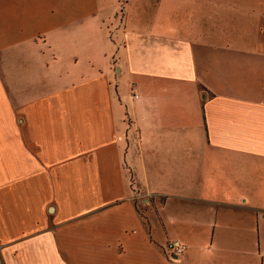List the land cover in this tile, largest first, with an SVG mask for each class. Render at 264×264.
<instances>
[{"label": "crops", "instance_id": "obj_1", "mask_svg": "<svg viewBox=\"0 0 264 264\" xmlns=\"http://www.w3.org/2000/svg\"><path fill=\"white\" fill-rule=\"evenodd\" d=\"M263 2L0 0V264H264Z\"/></svg>", "mask_w": 264, "mask_h": 264}, {"label": "built area", "instance_id": "obj_2", "mask_svg": "<svg viewBox=\"0 0 264 264\" xmlns=\"http://www.w3.org/2000/svg\"><path fill=\"white\" fill-rule=\"evenodd\" d=\"M133 97H138V94H134ZM166 250L171 258H174L172 255L178 257L180 254H182L185 250V246L182 242H180L177 239L169 240L166 244ZM173 259V260H174Z\"/></svg>", "mask_w": 264, "mask_h": 264}, {"label": "rangeland", "instance_id": "obj_3", "mask_svg": "<svg viewBox=\"0 0 264 264\" xmlns=\"http://www.w3.org/2000/svg\"><path fill=\"white\" fill-rule=\"evenodd\" d=\"M260 0H246V5L247 6H249V7H255V6H257L258 5V7H260V6H262V5H260V3H258ZM263 4H264V2H263ZM134 95V94H133ZM134 191V190H133ZM135 194H134V192H133V196H134ZM140 198H145V200L144 201H140L139 199ZM149 198V196L148 195H141L140 197H138V201H137V210L139 211V213L141 214V215H145L144 213H145V211L146 210H144V208H145V205L148 203V199ZM168 254V253H167ZM169 255V254H168ZM169 258L171 259V260H173L174 258H171L170 256H169Z\"/></svg>", "mask_w": 264, "mask_h": 264}]
</instances>
